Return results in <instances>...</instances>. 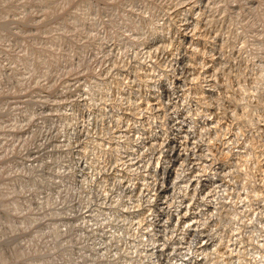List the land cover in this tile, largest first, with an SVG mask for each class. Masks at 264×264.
I'll return each instance as SVG.
<instances>
[{
    "label": "rangeland",
    "instance_id": "1",
    "mask_svg": "<svg viewBox=\"0 0 264 264\" xmlns=\"http://www.w3.org/2000/svg\"><path fill=\"white\" fill-rule=\"evenodd\" d=\"M0 264H264V0H0Z\"/></svg>",
    "mask_w": 264,
    "mask_h": 264
},
{
    "label": "bare ground",
    "instance_id": "2",
    "mask_svg": "<svg viewBox=\"0 0 264 264\" xmlns=\"http://www.w3.org/2000/svg\"><path fill=\"white\" fill-rule=\"evenodd\" d=\"M173 146H172V149H171V151L170 150H168V151H170V154H172V155H177V156H183L185 153H183L182 151H181V149L179 148L180 147V144H178V142L175 140V141H171L170 142ZM169 144V143H168ZM183 153V154H182ZM188 155V154H187ZM153 171L155 172V173H161V172H164V174H165V180L167 179V178H170V176H172V174L174 173V171H173V169H170V168H167L166 167V169L164 168H162V167H160V166H153ZM164 180V179H163ZM165 182V181H164ZM201 182H203V180H200L199 181V183H201ZM158 184V183H157ZM156 184V185H157ZM190 184H191V182H190ZM162 187L163 186H159V185H157V189H158V192H159V190L161 191V189H162ZM164 188V187H163ZM164 205V204H163ZM163 207V206H162ZM185 207L183 206L181 209L183 210ZM187 208V207H186ZM163 209H165V208H163ZM167 209V208H166ZM170 210V209H169ZM172 211V210H171ZM164 212V211H163ZM162 212V213H163ZM167 212H168V209H167ZM181 212V211H180ZM179 212V213H180ZM168 213H170V211L168 212ZM178 213V214H179ZM175 214V213H174ZM169 216H170V214H168ZM168 216V217H169ZM165 218V217H164ZM170 219L169 220H171V221H174L175 220V216L173 215V213H172V216L171 217H169ZM165 221V220H164Z\"/></svg>",
    "mask_w": 264,
    "mask_h": 264
}]
</instances>
